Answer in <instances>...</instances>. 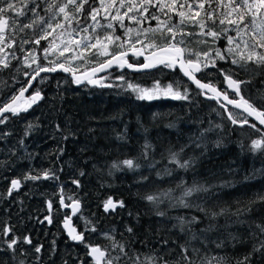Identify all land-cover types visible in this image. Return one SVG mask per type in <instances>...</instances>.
I'll list each match as a JSON object with an SVG mask.
<instances>
[{
    "label": "rangeland",
    "instance_id": "obj_1",
    "mask_svg": "<svg viewBox=\"0 0 264 264\" xmlns=\"http://www.w3.org/2000/svg\"><path fill=\"white\" fill-rule=\"evenodd\" d=\"M161 2L170 4L171 0H161ZM184 2L185 0H177L176 8L171 12L165 8L173 23H179L180 17L176 14L177 11H187V7L179 8V4ZM188 2L191 3L192 0ZM94 6L99 7V0H96ZM126 10V7L119 8L121 13ZM149 13L159 16L160 20L168 19V16L163 15L156 7L150 6ZM112 14H115V9L112 10ZM133 14L135 13H130ZM41 15H45L47 19L50 14L41 12ZM104 16L102 10L97 17L101 25H106L111 19L109 16L106 20ZM79 19L81 21L79 25L75 21L67 25L68 29L76 28L72 39L80 40L85 36L96 35L103 37L106 32L113 31L104 27L93 29L91 27L93 21L90 19L85 21L83 17ZM50 22L67 24L59 15ZM113 24L115 35L120 36L122 40L111 44L109 52L131 50L127 43L124 44L123 49L117 47V44L127 37L125 28H121L115 21ZM157 24L158 21L150 17L143 20L141 25L128 18L124 19V25L132 28H155ZM84 27H88L87 33L80 31ZM62 31L66 33L67 29H56L47 41H41L40 46L31 43L23 45L25 49L23 53L18 48H5V52L0 53V56L8 54L11 59L9 69H0V90L1 87L4 89L0 93V104L9 102L19 89L25 86V81L32 74V68L37 66L32 64V68H28L22 63L28 52L35 49L34 54L38 62L45 66H48L49 61L63 63L66 58L74 54L65 53L64 57H60L59 53L63 48L61 39H69L67 34L60 37ZM185 31L198 32L199 29L185 26ZM149 35L150 39L163 44L160 33H156L155 36ZM227 35L235 36V33L229 31ZM28 36L30 38L32 36L30 31ZM16 38L19 41L20 37ZM135 39L133 34V41ZM140 39L144 38L140 37ZM198 39L202 37L195 35L185 37L186 46L196 51L220 49L228 59H217V65L235 73L234 79L250 81L241 84V95L258 107L264 106V68H258L252 63L247 65V69L231 64L230 60L233 57L226 51L229 45L224 35L216 41L207 38L208 45L196 43ZM53 40L56 41L57 46L45 53L44 48L49 47V43ZM91 42H95L94 39ZM148 42L144 40L145 45ZM135 47L140 49L142 46L135 44ZM155 49L157 48L144 47L143 51L151 52ZM13 51L20 62L11 58L10 54ZM92 52L86 54L85 60L70 61L76 72H81L110 57H97ZM187 56L188 54L185 53V57ZM127 60L133 65L142 62L136 57H129ZM65 66L68 64L66 63ZM209 72L212 74L207 75L206 73ZM25 73L29 75L26 76ZM121 76L123 79H119ZM198 78L227 92V82L215 68L202 69L198 73ZM95 80L111 86L88 82L76 84L69 76L61 73H41L24 95L26 101L20 102L22 106L18 114L5 115L8 117L7 120L0 124V134L7 133L0 138V207H3L0 211L3 213L9 211L20 201L27 205V212L20 218L14 217L13 222L4 219L5 222H9L7 226L11 229L15 228L16 231L25 230L27 227L32 236L40 239L48 237L49 243L53 244L57 237L53 231L50 233L48 228L43 230L30 225L33 222L31 207L34 208L35 213H40L41 209V213H45V207L40 205L41 201H36L30 206V199L42 197L53 203L62 197L65 200L80 202L78 212L70 216L76 229L85 232L84 245L96 244L102 249L106 248L113 257L119 254V249L113 250L114 244L118 242L124 246L128 256L122 257L114 264H132V259L129 257L133 256L139 257L140 264H164L165 261L167 264H175L177 252L181 253L182 245L186 246L189 252L193 248L199 250L198 253H192V259L197 264H206V262L216 264L220 258H223L222 264H237L238 260H242L249 253H252L251 264H264V257L260 253L252 252V246L256 241L251 235L252 232L257 231L256 224L264 223V204L259 200V197L264 195V150L252 148V141L261 139L264 130L240 111L225 105L222 107L219 101L207 100L175 67L159 65L144 72H130L125 68H116ZM157 82L161 88L171 85L174 91H180L182 94L187 90L188 98L171 100L167 96H160L152 100H141L137 99L135 92V98L129 99L124 91L126 84L153 89ZM46 87H48L47 91ZM36 89L40 90L43 98L31 103L29 98ZM228 94L233 96L234 93ZM107 97L112 98L113 105H108ZM168 101L171 103H166ZM166 105H177L176 110L165 107ZM172 112L176 113L167 116ZM229 112L237 120L247 117L249 124H233L228 119ZM37 121L39 122L36 123ZM251 124H255L256 128L250 127ZM205 128L215 132L214 138H207ZM217 131H222L219 132L220 136ZM231 145L246 154V158L238 164H244V160H247L245 163L247 177L216 192L206 190L212 184L216 185L228 180L234 172L228 166L200 172L199 165L209 157L219 158ZM181 148H183L182 158L193 161L187 169L179 168L170 162V151L180 152ZM126 159L133 160L134 165L138 164L139 167L128 168L123 165L122 162ZM149 169L155 170L154 174L159 181L140 186V178L144 177L148 180ZM46 170L50 171L48 179L41 178L37 181L22 179L26 174H42ZM256 173L258 174L255 175ZM12 179H21L22 184L18 190H12L9 195L8 186ZM73 181H78L79 186ZM181 182L183 188L202 189L191 197H185L193 205L191 209L197 208V201L203 197L201 195L214 198L213 202L216 203L225 196L231 197L232 199L227 202L236 204L234 206L236 209H228L227 206L223 207L215 203L209 206L208 202H204L201 207L205 204V210H208L209 214L225 211V214L214 218L210 215L205 216L213 224L214 230L210 233L192 232L190 227L186 226L182 231L180 221L171 214L175 209L182 208L173 206L174 200L170 202L165 198L162 203L157 204L143 198L145 195L160 194L165 190H171L173 197H179L183 191V188L178 187ZM28 197L31 198L26 199ZM109 198L112 199L115 207L105 211L103 205ZM237 201L245 203L239 205L240 202L237 204ZM252 204L256 209L259 206L258 212L241 211L240 215H233L238 209L252 208ZM161 212L164 215H160ZM54 226L57 227V224ZM193 235L197 238L192 239ZM233 236L237 239H232ZM161 238H164V243L161 242ZM57 239L59 240V237ZM218 244L221 246L217 247ZM56 253L59 260L67 258L70 254L67 243L60 245ZM27 254L31 258V252L28 251ZM15 257H18L15 253L8 254L0 250L1 264H10ZM181 263L188 262L183 260Z\"/></svg>",
    "mask_w": 264,
    "mask_h": 264
},
{
    "label": "snow or ice",
    "instance_id": "obj_2",
    "mask_svg": "<svg viewBox=\"0 0 264 264\" xmlns=\"http://www.w3.org/2000/svg\"><path fill=\"white\" fill-rule=\"evenodd\" d=\"M96 0H0V53L5 52V48H18L20 52H24L25 49L23 45L34 44L37 46L41 45V41H47L50 36L53 35L56 29H67L66 33L61 32L60 37L67 36L69 39H61V44L63 45L60 51V57H64L65 53H74L72 56L66 58L65 62L59 63L57 61H49L48 66H45L38 62L35 56V49L28 52L24 56L22 63L25 67L32 68V64H36L35 68H32V74L30 79L25 81L26 86H22L19 89V96H13L11 98L12 103L7 101L0 104V124H3L7 120L5 113L11 112L13 115L18 114L17 107L14 106V102L20 97L24 96V93L32 87V82L40 77L41 73H52L56 72L58 69L64 72L71 73L77 84L82 82V78L87 80L89 84H101L100 81L92 79L91 77L99 71H104L107 68H111L115 63L119 67L132 68L135 65L128 63L125 57L128 55L127 51H119L117 53H110L109 46L113 43L120 42L122 38L115 35V29L113 21H115L121 28H125L126 40L117 44L120 49L124 48V44L127 43L132 48L134 55H142L144 47L149 48H159L163 55H156L148 59L139 65V68H152L157 64H163L166 67H172L175 63H179L181 71L184 72L185 76H188L200 89H209L215 95L209 97L210 99H218L221 95L228 102V104L233 105L236 108L243 109V112L247 113V116H254L261 125H264V106L258 107L256 104L250 102L249 99H245L241 95V84L250 83V81H242L234 79L235 73L230 70L220 68L217 65V59L226 60L227 56L222 54L220 49L209 48L208 50L196 51L189 49L186 46L185 37H192L193 35L202 37L198 39L196 43L208 45L209 41L207 38H211L212 41L219 40L222 35L227 40L229 47L227 48V53L231 54L233 57L230 63L233 65H238L243 69H247V65L252 63L258 68H264V51H259L264 49V0H192L191 3L185 0L184 3L179 4L180 9L187 7V11H177V15L180 17L179 23H173L171 16L168 12H165V8H168L169 12L174 11L177 5V0H171V3H164L161 0H99V7L94 6ZM46 5V6H45ZM156 7L160 12L168 16L166 20H160L159 16L149 13V7ZM126 11L121 13L119 8H125ZM115 9V14H112V10ZM105 13L104 19H111L106 25H101L97 20L101 11ZM41 12L45 14H50L46 19L45 15H41ZM130 13H135L130 15ZM148 13V15H145ZM56 15L62 16L63 20L67 22L60 23L56 22L53 24L50 20L54 19ZM80 17H83L85 21L91 20L94 22L91 27L93 29L97 27H104L112 32H106L103 37L96 35L94 37L85 36L83 39L76 40L72 39V34L76 31V28H67V25L72 24L73 21L77 25L80 24ZM139 17V18H138ZM158 21L155 28H132L126 27L124 25V19L134 21L137 25H141L143 20L149 19ZM185 26H192L199 29L198 32L185 31ZM32 33L31 38L28 36V32ZM80 31L87 33L88 27L80 29ZM229 31H233L235 36L227 35ZM156 33H160L163 44H158L154 39H150V35L155 36ZM23 34V35H21ZM133 34H135L136 39L133 41ZM19 36V41L17 40ZM143 37L144 39H140ZM94 39L95 42H91ZM144 40H148V44L145 45ZM135 44H140L142 47L136 49ZM181 45H185L182 47ZM56 41L53 40L49 43V47L44 48V52L47 53L51 49L56 47ZM77 49H79L77 51ZM92 50H95L92 52ZM92 52L94 56H111L98 64V66L91 68V75L88 73H83L81 76L76 75V71L70 64L72 60H85L87 58L86 54ZM185 53L188 54L185 57ZM12 59L19 58L16 57L15 51L11 54ZM46 59V57H45ZM31 61V63L29 62ZM68 66H65V64ZM11 67V59L9 55L0 56V69H9ZM215 68L216 72L224 76V80L227 82L228 87L231 88L239 100L234 98H229L227 92H219L214 86L207 83H202L194 73L201 72L202 69ZM19 71V69H17ZM211 75L212 73H206ZM26 76L29 73H25ZM123 79V77H119ZM128 87L132 91L137 93V99H147L152 100L160 96H170L172 99H187V90L182 94L180 91H174L171 85L161 88L159 82H157L153 89L141 88L137 85L128 84ZM42 95L39 89H36L33 95L29 98L31 103H36L38 100L42 99ZM30 106V105H29ZM223 107V105H222ZM228 119L231 120L233 124L241 123L242 125H248L249 121L247 117L243 120H237L231 112L228 114ZM31 127V126H30ZM250 127L256 128L255 124H251ZM57 130H59V125H57ZM211 129H209L210 131ZM259 131V129H257ZM7 133L0 134V138ZM22 143V142H21ZM146 147H150L147 146ZM252 148L256 150H264V136L261 139H256L252 141ZM183 148L180 152L170 151V162L175 164L179 168L187 169L193 163L192 160H184L181 156ZM128 168L139 167V165H134V161L131 159H126L123 162ZM116 167V165H113ZM83 174V173H81ZM170 174V173H169ZM54 175V173L52 174ZM41 178H50V171L46 170L42 174H26L22 179L37 181ZM79 186L78 181H73ZM21 179L11 180V189L9 190V195H11L12 190H17L21 187ZM178 187L183 188V182H181ZM202 190L197 187L183 188L182 194L179 197H173L171 195V190H165L158 195H148L146 199L154 203H162L163 199H168L170 202L175 201L173 206H181L184 208H191L193 205L189 203L185 197H191L194 192ZM71 199V197H69ZM261 203H264V195L259 197ZM255 203V202H253ZM60 204L65 207H71L73 214H75L79 209V200H73L72 205H65L64 199H60ZM74 205V206H73ZM122 206V203H121ZM105 211L109 208H114L115 205L111 198L104 202L103 205ZM49 210L52 209V203H48ZM197 210L204 212L206 216L210 215L212 218L225 214V211L208 213L202 207L197 206ZM251 208H246L244 210H237L233 215H240L241 211H251ZM164 215L163 212L159 213ZM48 222L51 223V219L46 217ZM180 221V227L183 231L186 226L193 225L198 222V217L192 216L190 219L185 220L183 217L178 218ZM243 223V221H237ZM65 227H68V221H65ZM211 228V226H210ZM257 231L252 232L251 235L256 241L252 246L253 253H260L264 257V223L256 224ZM95 229H93L94 231ZM4 234L11 232L10 228H4L2 230ZM75 229H71L70 235L73 240H80L83 242V234L72 235ZM131 231V229H129ZM197 237L193 235L192 239ZM114 239V238H113ZM232 239H237L233 236ZM27 243H31V240L25 237ZM18 243L17 239L13 238L8 242V248H13L14 245ZM221 245L218 244L217 247ZM119 249V254L115 257L108 252V250L102 249L99 246H90V255H92L96 261V264H114L115 261H120L122 257L128 256L127 251L123 245L118 242L114 244V249ZM40 247H36L35 251L40 252ZM199 250L193 248L191 252L186 246H181V256L182 259L187 261L188 264H197L195 260L192 259V253H198ZM252 253L246 255L242 260H238L237 264H251ZM132 259V264H140L139 257L133 256L129 257ZM223 258L217 260L216 264H222ZM167 264V261L164 262ZM211 264V262H208Z\"/></svg>",
    "mask_w": 264,
    "mask_h": 264
},
{
    "label": "flooded vegetation",
    "instance_id": "obj_3",
    "mask_svg": "<svg viewBox=\"0 0 264 264\" xmlns=\"http://www.w3.org/2000/svg\"><path fill=\"white\" fill-rule=\"evenodd\" d=\"M196 76L198 77V73L196 74ZM221 92L223 93L224 91H221ZM227 92L234 93L230 91V89L228 88V85H227ZM200 93L207 100H212L214 102L219 101L220 105H225L220 100L210 99L209 98L210 96L202 92ZM228 96L229 98H234V99L238 98V96H236L235 93L233 94V96L229 94ZM61 198L62 197H60L56 201H53L51 210H49L48 208V203L50 201L43 200L42 203L45 207L44 208L45 213L38 214V217L32 219L33 222L30 223V225L35 228H39L43 230L44 228H48L47 230L50 231V233L53 231L57 235V237H59V240L57 239V237L54 239L53 244L49 243L48 237L45 239L43 238L40 239L39 237L36 238L32 236L29 233L30 231L27 227L25 230L23 229L19 231L12 230L7 225L2 227V229L10 228L11 232L8 234H4L3 232L0 233V246L3 247V248H0V250H3L4 252H8V254L15 253L19 257V258L15 257L11 261L10 264H96L94 257L92 258V255L89 254V251H90V246L94 247L97 245L96 244L84 245L83 242H81L80 240L78 242H75L70 236H68L65 233L63 226H62L63 219L68 218L72 222V226H74V223L70 216V215H73V213L71 212L69 207H65L60 204ZM63 199H64L65 205H70V203L72 202L70 200H65V198ZM46 217H49L51 219V223L48 222V219H45ZM55 218L57 220H55ZM55 224H57V227L54 226ZM76 232L77 234H83V241H84L85 232L80 231L79 229H77ZM25 237L31 240L30 244L25 241ZM13 238L17 239L18 243L14 245L13 248L10 249L8 248V241H10ZM46 239H47V242H46ZM64 242L67 243V247L70 251V254L67 258L63 260H59L56 252L59 251L60 245H63ZM36 247H40L41 250L39 253L35 251ZM28 251L31 252V255H32L31 258L27 254ZM1 261H0V264H1ZM101 264H103V262H101Z\"/></svg>",
    "mask_w": 264,
    "mask_h": 264
},
{
    "label": "trees",
    "instance_id": "obj_4",
    "mask_svg": "<svg viewBox=\"0 0 264 264\" xmlns=\"http://www.w3.org/2000/svg\"><path fill=\"white\" fill-rule=\"evenodd\" d=\"M47 88L48 87H46V91H47ZM3 90L4 89L1 87L0 93ZM124 91H125V93H126V95H127V97L129 99L135 98V92L132 91V89L129 88L127 84L124 86ZM107 99H109L107 101L108 102V105H113L112 98L111 97H107ZM169 102L170 101H168L166 103H169ZM172 103H175V102H172ZM43 105H44V103H43ZM176 106L177 105H166L165 107H170V108L176 110L175 109ZM157 107L159 108V106H157ZM174 113H176V112H172L171 115H167V116L170 117ZM38 122L39 121H37L36 123H38ZM206 131H207V134H208V137L207 138H209V139L214 138L215 132H213L212 129L210 131L206 129ZM219 132L222 133V131H217L218 136H220L219 135ZM247 151H249V150L247 149ZM224 153L225 154H221L219 156V158L218 157H216V158L209 157L204 163L200 164L198 168L201 169L200 172H203V171H206V170L207 171H211L213 169H220L222 166H228L234 172V174L228 180H225V181H223L221 183H218L216 185H213L212 184L206 190H211L212 192H216V191L221 190L222 188H225V187H227V186H229L231 184L241 182L245 177H247L246 176V173H245L246 168H247L246 165H245V163H247V160H244V162H245L244 164H238V162H240L241 160L243 161V159L246 158V154L245 153H241L240 151H238V149L235 146H232V145L229 146ZM231 163H232V165H231ZM154 172H155V170L149 169L148 172H147L148 173V180H145L144 177L143 178H140L139 179V185L140 186H146V184H148V183H156L157 181H159V179L156 177V175L154 174ZM257 174L258 173H256L255 175H257ZM10 181H9V185H10ZM8 191H9V186H8ZM149 195H158V194H149ZM147 196L148 195H145L143 198L146 199ZM201 196H203V197L197 201V205L199 207H201V205L204 202H208L209 203V206H212V204L215 203V204H220L219 206H223V207H226L227 206L228 209H236V208H234V206L236 204L228 203L230 201L227 202V200H231L232 199L231 197H227L226 198V196H225L222 199H220L219 202L216 203V202H213L214 201V198H211L210 196H208V197H206L204 195H201ZM213 196H215V195H213ZM29 198H31V197H28L26 199H29ZM43 200H45V199H42V197H40V198H34L32 200L30 199V206H32V204L35 203L36 201H41L40 202V205L43 206V208H44V205L42 204V201ZM239 202H240L239 205H243L245 203V202H242V201H237V204ZM253 204H252V208H251L252 210L251 211L258 212L257 210L259 209V206L256 209V208L253 207ZM262 204H264V203H262ZM246 205H248L247 200H246ZM14 207H15V209H14ZM1 208H3V207H0V209ZM202 208L205 209V204H204V207H202ZM206 211H208V210H206ZM26 212H27V205L24 204V202H21V201L18 202V204L16 206H12V208H10L9 211H7V212H4L3 213L2 211H0V230H2L1 228H2V226H3L4 223H5V225H7L9 222H13L12 219L14 217L20 218V216L21 215H24ZM41 212H42V209H41ZM41 212L40 213L39 212L35 213L34 212V208L31 207L30 214L33 215V219L36 218V217H38V214H42ZM171 214H172V216H174V218L183 217L185 220L190 219L192 216L198 217V222L195 223V224H193V225H190L189 226L190 227V230L192 232H200V231H203V232L210 233L212 230H214L213 224L207 218H205V216H206L205 213L204 212H201V211H198L197 208H195V209L192 208L191 209V208H184V207H182V208L175 209L174 211H172ZM5 218H7L9 220V222H5L4 221ZM210 226H211V228H210ZM12 230H15L16 231L15 228H13ZM1 232L2 231H0V233ZM161 239H162L161 242L164 243V238H161ZM157 245H159V243ZM181 257H182L181 256V253L180 252L179 253L177 252V255H176V262L177 263H175V264H183V263H181L183 261V259ZM206 264H208V262H206Z\"/></svg>",
    "mask_w": 264,
    "mask_h": 264
},
{
    "label": "water",
    "instance_id": "obj_5",
    "mask_svg": "<svg viewBox=\"0 0 264 264\" xmlns=\"http://www.w3.org/2000/svg\"><path fill=\"white\" fill-rule=\"evenodd\" d=\"M125 51H127V53H128V55L125 57V59L127 60L129 57L131 58V57H136V58H139L140 60H142V62H141V64H143V63H145V62H148V59H146V58H152L153 56H154V54H156V55H163V53H161L160 52V50H159V48H157V49H155V50H153V51H151V52H144L143 51V54L142 55H134L133 54V51H132V49L131 50H125ZM111 58V56L109 57V58H107V59H110ZM106 59V60H107ZM105 61V60H104ZM128 61V60H127ZM103 62V61H102ZM101 63V62H100ZM129 63V62H128ZM99 64V63H98ZM98 64H96V65H93V66H91V67H89V68H87V69H85V70H83V71H81V72H76V75L77 76H81V74H83V73H88L89 75H91V72H90V70H91V68H93V67H96V66H98ZM141 64H138V65H135L136 67H132V68H129V67H127V65H125L124 67H119V66H117L115 63L113 64V66L111 67V68H107V69H105L104 71H99V72H97V73H95V75L94 76H92L91 78L92 79H95V78H97V77H100V76H102L104 73H106V72H108V71H110V70H112V69H119V68H125V69H127L128 71H130V72H144V71H149V70H151L152 68H154V67H152V68H147V69H144V68H139L138 66L139 65H141ZM159 65H163V64H157L156 66H159ZM155 66V67H156ZM172 67H175L185 78H186V80L195 88V89H197V90H199L200 92H202V93H204V94H206V95H208V96H210V97H212V96H214L215 94L212 92V91H210L209 89H200V88H198L197 87V85L194 83V81H192L188 76H185L184 75V72L183 71H181V69H180V65H179V63L177 62V63H175ZM52 73H61V74H64V75H67V76H69L70 78H71V80L72 81H74L75 82V79H74V77H73V75L71 74V73H68V72H64L63 70H60V69H58L56 72H52ZM199 73V72H198ZM49 74H51V73H49ZM196 74L197 73H194V75L196 76ZM197 77V76H196ZM198 78V77H197ZM199 79V78H198ZM82 82H87V80H84L83 78H82ZM81 82V83H82ZM201 82L202 83H206V82H203L202 80H201ZM33 83V82H32ZM76 83V82H75ZM81 83H79V84H81ZM77 84V83H76ZM207 84H209V83H207ZM228 85V84H227ZM26 86V85H25ZM213 86V85H212ZM215 87V86H214ZM216 88V87H215ZM229 88V87H228ZM219 92H221V90H219L218 88H216ZM230 89V91H232V92H234L231 88H229ZM27 92H25L24 93V95L26 94ZM235 93V92H234ZM15 96H19V91L15 94ZM168 97V99H171V100H173L170 96H167ZM215 100H220L222 103H224L226 106H228V107H231V108H233V109H235V110H238V111H240L241 113H243L244 115H246L247 116V113H245V112H243V109H241V108H236V107H234L233 105H230V104H228V102L223 98V95H221L218 99H215ZM237 100H239V97L237 98ZM25 102L26 101V99H25V97L23 96V97H20L19 99H17L15 102H14V106L15 107H17V109L19 110V108L22 106L21 104H20V102ZM9 103H12V100H10L9 101ZM8 113H11V112H8ZM7 113H5L4 115H6ZM249 117V119H251L255 124H257L261 129H263L264 130V125H261L260 123H259V121H257L256 119H255V117L254 116H248ZM114 204V203H113ZM70 205H72V202L70 203ZM74 206V205H73ZM70 208V210H71V212H72V208L71 207H69ZM103 209H104V207H103ZM109 209H113V208H109ZM105 210V209H104ZM73 213V212H72ZM66 219H67V221H68V227H65V221H66ZM62 226H63V229H64V231H65V233L68 235V236H70L71 237V235L69 234L70 233V231H71V229H75V231L74 232H72V235H78L77 234V229H76V227H74V226H72V222L68 219V218H64L63 219V222H62ZM75 242H78L79 240H74ZM89 254H90V251H89ZM92 258H93V256H92Z\"/></svg>",
    "mask_w": 264,
    "mask_h": 264
},
{
    "label": "bare ground",
    "instance_id": "obj_6",
    "mask_svg": "<svg viewBox=\"0 0 264 264\" xmlns=\"http://www.w3.org/2000/svg\"><path fill=\"white\" fill-rule=\"evenodd\" d=\"M29 79H30V78H29ZM29 90H30V88L28 89V91H29ZM28 91H27V92H28ZM10 186H11V181H10V185H9V187H10ZM9 190H10V189H9ZM17 190H18V189H17Z\"/></svg>",
    "mask_w": 264,
    "mask_h": 264
}]
</instances>
